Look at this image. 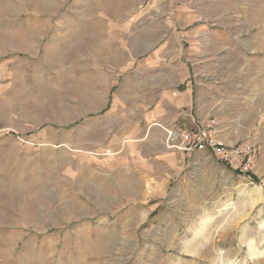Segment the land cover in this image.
I'll use <instances>...</instances> for the list:
<instances>
[{"label":"rangeland","instance_id":"rangeland-1","mask_svg":"<svg viewBox=\"0 0 264 264\" xmlns=\"http://www.w3.org/2000/svg\"><path fill=\"white\" fill-rule=\"evenodd\" d=\"M152 52L208 63L202 109L260 146L253 181L107 114L137 71L111 66ZM261 129L264 0H0V264H264Z\"/></svg>","mask_w":264,"mask_h":264},{"label":"crops","instance_id":"crops-1","mask_svg":"<svg viewBox=\"0 0 264 264\" xmlns=\"http://www.w3.org/2000/svg\"><path fill=\"white\" fill-rule=\"evenodd\" d=\"M196 1L203 3V0ZM164 17L167 21L170 19L167 14ZM197 17L195 13L194 18ZM157 57L156 52H152L150 58L130 59L124 65L111 66L141 70L134 72L117 87L123 100L122 104L118 105V95L113 93L116 99L110 95L111 100L106 102L105 110L108 111L107 114H120L122 118L129 117L130 130L132 135L136 134L134 138L137 140L160 139L159 141L164 143L166 134L170 130L194 129L209 118L202 109L195 70L200 66L199 64L207 66L208 63L191 61L187 58L167 61ZM228 127L239 132L240 135L243 133L232 124ZM260 134L264 141V129H261ZM220 136L229 144L237 142L226 141V134L221 128ZM170 153V151L164 152L166 156ZM262 159H264V151Z\"/></svg>","mask_w":264,"mask_h":264},{"label":"built area","instance_id":"built-area-1","mask_svg":"<svg viewBox=\"0 0 264 264\" xmlns=\"http://www.w3.org/2000/svg\"><path fill=\"white\" fill-rule=\"evenodd\" d=\"M167 149L184 153L206 151L218 162L241 174L247 181H253L252 171L258 160L260 146L245 141L227 144L218 136V124L209 118L194 129H177L167 132Z\"/></svg>","mask_w":264,"mask_h":264}]
</instances>
